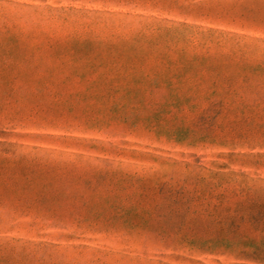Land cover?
<instances>
[{
  "label": "rangeland",
  "instance_id": "1",
  "mask_svg": "<svg viewBox=\"0 0 264 264\" xmlns=\"http://www.w3.org/2000/svg\"><path fill=\"white\" fill-rule=\"evenodd\" d=\"M0 264H264V0H0Z\"/></svg>",
  "mask_w": 264,
  "mask_h": 264
}]
</instances>
